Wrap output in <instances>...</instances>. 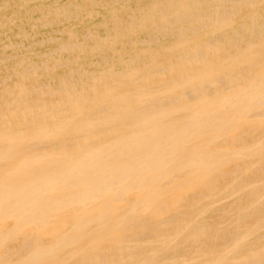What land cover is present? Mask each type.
I'll use <instances>...</instances> for the list:
<instances>
[{
    "label": "bare ground",
    "instance_id": "1",
    "mask_svg": "<svg viewBox=\"0 0 264 264\" xmlns=\"http://www.w3.org/2000/svg\"><path fill=\"white\" fill-rule=\"evenodd\" d=\"M0 264H264V0H0Z\"/></svg>",
    "mask_w": 264,
    "mask_h": 264
}]
</instances>
